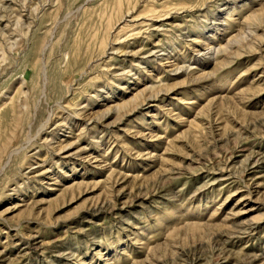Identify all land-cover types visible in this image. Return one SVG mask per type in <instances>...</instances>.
<instances>
[{
    "label": "rangeland",
    "instance_id": "1",
    "mask_svg": "<svg viewBox=\"0 0 264 264\" xmlns=\"http://www.w3.org/2000/svg\"><path fill=\"white\" fill-rule=\"evenodd\" d=\"M0 264H264V0H0Z\"/></svg>",
    "mask_w": 264,
    "mask_h": 264
},
{
    "label": "bare ground",
    "instance_id": "2",
    "mask_svg": "<svg viewBox=\"0 0 264 264\" xmlns=\"http://www.w3.org/2000/svg\"><path fill=\"white\" fill-rule=\"evenodd\" d=\"M254 167V166H253Z\"/></svg>",
    "mask_w": 264,
    "mask_h": 264
}]
</instances>
